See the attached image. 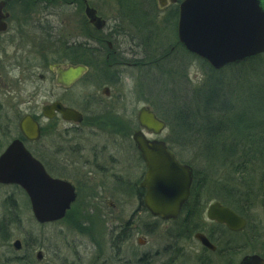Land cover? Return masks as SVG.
<instances>
[{"label":"rangeland","instance_id":"1","mask_svg":"<svg viewBox=\"0 0 264 264\" xmlns=\"http://www.w3.org/2000/svg\"><path fill=\"white\" fill-rule=\"evenodd\" d=\"M85 1L107 21L103 31L95 32L89 24L85 15ZM46 6L52 10L51 16L47 17L48 30L41 33L31 31L43 49L50 46V53H58L64 51V46L69 43L74 49L76 47L71 43L87 42L92 46L94 43L89 40L96 33L99 41L104 42L100 44L101 51L108 50L106 41H114V49L120 50V57L126 64L108 70L107 75L115 73V83L103 84L109 78L100 73L101 66L95 78L90 76L91 81L85 82L75 92H43L37 75L30 81L33 85L26 82L28 90L20 81L21 92H7L2 82L0 130L5 134H2L4 147L0 149V154L18 135V121L28 111L42 116L45 102L66 93L70 95L69 98H85L95 93L98 84L103 85L99 93L104 86L110 87V97L105 101L120 111L111 114L110 121L121 122L123 127L129 116L132 131L138 128L139 109L149 105L167 122L166 129L158 137L168 142L183 161L194 167L198 183L204 180L205 174H213L215 168V177L207 178L219 180L222 176V183L225 184L228 170L224 165L220 167L222 162L215 159L216 154L203 153L196 138H191L195 134V127L188 129V123L185 125L178 119L182 105L189 104L192 110L196 108V103L204 96L202 90L209 86V81L205 76L208 70L206 64L201 59L188 57L175 47L176 20L170 17V8L162 10L158 0H48L47 3L42 0L34 3L10 0L8 9L12 12L17 9H42ZM23 16L26 13L21 14L20 11L16 15ZM40 35L45 40L39 38ZM33 57L34 64L39 67L41 61L37 52ZM139 59L145 65H134ZM101 61L105 62V55L101 56ZM223 71L226 77L233 76L232 70L225 68ZM237 75L250 80L244 68ZM34 89L36 92H33ZM233 102L236 104L238 99ZM67 103L70 101L67 100ZM123 113H126V118ZM41 118L42 122L45 121ZM44 141L42 138L38 144H26L41 160L45 158ZM102 144L104 140H100L99 145ZM121 158L123 160V156ZM130 158L128 178L102 172L94 177H84L82 173L74 174L70 171L66 177L77 186V199L63 219L45 224L35 219L29 197L20 186L0 184V264H196L193 258H189V253L197 252L191 251L188 246L192 240H177L175 224L156 219L138 208L134 185L141 171L134 149ZM53 169L57 177H65L58 167ZM261 173L260 168L251 170L246 181L253 184L255 191L251 188V195H257L253 198L254 212L264 222V198L257 192L260 190L258 178ZM125 180L130 181V184L126 185ZM110 202L112 205H109ZM122 236L126 237L125 241H121ZM15 240L22 243L20 251L15 250ZM262 250L264 252V247H260ZM39 252L44 257L41 261L37 260Z\"/></svg>","mask_w":264,"mask_h":264},{"label":"flooded vegetation","instance_id":"2","mask_svg":"<svg viewBox=\"0 0 264 264\" xmlns=\"http://www.w3.org/2000/svg\"><path fill=\"white\" fill-rule=\"evenodd\" d=\"M43 1L45 3L48 2V0ZM182 1L166 0L164 8L159 6L162 10L170 8V16L174 15L173 18L176 20L177 30V44L175 47L179 48L180 51L184 49L178 37V22ZM262 2L264 3V0ZM84 4L86 7L87 2L85 1ZM19 11L21 14L26 13V16L16 17ZM3 13H7L8 16L5 19L7 22L6 30L0 31V86L3 82L2 85H5L7 92H21L20 81L23 82L22 84L28 90L26 82L32 81L36 75L42 83L43 92H75L85 82L91 81L90 76L95 78V74L98 73L101 66L103 67H101L100 73L107 75L108 70L113 67L126 64L125 60L123 61L121 58L120 50L114 49V41L112 43L106 41L108 50L104 49V51H101L100 44L104 42L99 41L100 38L97 37L98 35L96 36V33L95 35L93 34L92 40H89L94 43L92 46L87 44V42L71 43V45H75L76 48L74 49L69 46V43L64 46V51H58V53L55 51L50 53V46L43 49L40 43L35 41L36 37L32 35L31 31L35 30L41 33L48 30L46 23L49 20L47 17L51 16L52 10L47 6L42 9H17L11 12L8 9L7 1V9L3 10ZM28 22L32 24H26ZM92 27L96 30L95 32H101L106 28L100 31L93 25ZM40 36L39 38L44 37L43 35ZM31 39H33V42ZM43 39L45 40V38ZM36 52L41 61L39 67L34 64L33 56ZM102 55H105V62L101 61ZM77 65L86 67L84 74L69 86L63 85L59 80V69ZM134 65L143 66L145 63L142 62V59H139ZM36 70H39V72ZM114 74L107 75L109 80L103 82V84L115 83L117 79H114ZM30 83L33 85L32 82ZM102 86L97 84L95 93L85 98H69L70 95L66 93L60 98L45 102L42 106V116L28 111L25 115L30 114L39 122L40 139L37 141L27 140L21 133L19 120L18 135L6 145L5 149L15 139L22 140L27 147L26 144H38L44 138L43 151L45 158L39 160L52 177L59 178L53 169V167H58L60 173L64 172L65 174V177L60 179L69 181L72 184L73 182L66 177L70 171L74 174L82 173L84 177H94L102 172L115 177L126 176L125 178H128L131 170L130 156L132 149H134L140 161L138 167H140L139 170L141 171L139 179L135 182L134 192L138 208H146L147 188L142 186V182L145 179L148 167L132 138L133 132L140 129L138 114V128L132 131L131 119L129 116L126 118V113H123L126 118L123 127L121 122L110 121L111 114L117 108L113 105H108L105 101L110 97L109 86H104L101 93H99V88ZM33 92H36L35 89ZM67 100L70 103H67ZM57 105L75 110L79 113L80 120L66 119L57 109ZM45 109L46 111L51 110V117L45 116ZM41 117L45 121L42 122ZM8 125L11 126L10 124ZM3 133L5 134V132L1 133L0 130V149L4 147ZM158 136L150 134L149 139L164 140ZM100 140H104V144L101 146L99 145ZM166 144L180 163L192 166L190 163L183 161L169 146L168 142ZM29 151L31 150L29 149ZM209 176L206 174L204 180L197 184L200 185L197 190L196 183L198 179L194 169L189 194L179 215L174 220L165 221L175 224L174 233L177 237L176 239L188 238L189 241L192 240L194 242L190 241L188 246L191 251L197 250V252L189 253V258H193L196 264H240L245 256L254 254L264 258L263 250L260 251V247H264V222L256 216L253 202L246 204L244 207H237L234 203L227 200L226 185L222 183V176L219 180L207 178ZM125 181L127 182L126 185L130 184V181ZM73 185L77 192V186ZM262 197L264 198V193ZM109 205H112V203L110 202ZM223 208H229L237 216L243 218L246 221L245 227L241 230L230 228L227 223L221 220ZM129 225L131 226V224ZM203 238L206 243L203 242ZM21 249L22 243L20 241V248L17 249L15 247V250L20 251ZM43 258L42 252L40 257L37 253L38 261L43 260Z\"/></svg>","mask_w":264,"mask_h":264},{"label":"water","instance_id":"3","mask_svg":"<svg viewBox=\"0 0 264 264\" xmlns=\"http://www.w3.org/2000/svg\"><path fill=\"white\" fill-rule=\"evenodd\" d=\"M158 2L161 8L165 7L166 0ZM6 5L7 1L0 0V31L7 28L5 19L8 14L3 13ZM85 14L96 29L106 27V20L88 3ZM178 37L189 52L208 61L215 69L247 61L264 53V3L262 0H183ZM85 71L83 65L60 68L59 80L69 86ZM57 109L66 119L80 120L79 113L71 108L57 105ZM44 114L52 116L51 110L45 109ZM138 122L141 128L133 132L132 138L148 167L142 182V186L147 188L146 208L153 216L164 220L175 219L188 197L193 168L181 164L164 140L147 137L145 130L158 135L167 127V123L159 119L149 106L139 110ZM19 127L27 140L40 139V125L32 115L23 116ZM0 184L23 188L34 217L41 224L63 219L77 199L75 186L69 181L52 177L20 139L12 141L0 156ZM223 209L221 220L230 228L241 230L245 227L243 218L229 208ZM203 242L206 243L204 238ZM14 244L17 249L20 248L19 240ZM240 264H264V258L257 254L247 255Z\"/></svg>","mask_w":264,"mask_h":264},{"label":"trees","instance_id":"4","mask_svg":"<svg viewBox=\"0 0 264 264\" xmlns=\"http://www.w3.org/2000/svg\"><path fill=\"white\" fill-rule=\"evenodd\" d=\"M29 1L34 3L36 0H25V2ZM182 51L188 57L200 60L184 49ZM72 55L75 57L74 54ZM200 61L208 68L205 76L208 78L209 86L203 88L204 96H201L200 102L196 103L195 109L192 110L189 104L182 105L183 109L178 113V119L185 125L187 122L188 129L195 127V134L191 138H196V143L202 147L203 153L212 152L217 155L215 159L222 162L220 167L224 165L228 170V180L225 182L227 200L239 208L244 207L253 202L257 196L254 195V198L253 194L251 195V188L254 191L255 189L252 183L246 181V176L251 170L258 168L262 170L258 178L260 187L257 186L260 190L257 192L263 195L264 54L225 67L232 70L233 76L231 77L224 75L225 68L216 70L206 61ZM243 68L249 81L237 75V72ZM236 99L238 102L235 104L233 101ZM237 103L240 105L237 106ZM255 113L260 115L257 116ZM215 171L214 168L210 176L215 177ZM197 184L198 182L196 183L198 190L200 185ZM141 210L148 212L146 208H141ZM125 239L126 237L122 236L121 241Z\"/></svg>","mask_w":264,"mask_h":264}]
</instances>
